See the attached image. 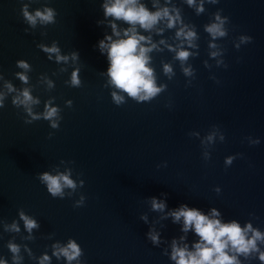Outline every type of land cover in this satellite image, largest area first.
I'll use <instances>...</instances> for the list:
<instances>
[{
	"label": "water",
	"instance_id": "95a60500",
	"mask_svg": "<svg viewBox=\"0 0 264 264\" xmlns=\"http://www.w3.org/2000/svg\"><path fill=\"white\" fill-rule=\"evenodd\" d=\"M140 2L156 10L154 0ZM103 3L0 0V261L40 264L46 254L45 264H176L172 241L193 250L199 240L168 215L181 204L205 215L215 208L223 223L251 224L264 234V0H157V7L178 9L182 23L168 28L165 19L156 25L161 33L137 26L158 45L149 66L163 87L147 101L109 83L107 54L98 47L112 34ZM25 6L31 14L52 9L54 22L32 26ZM220 21L226 35L213 38L206 26ZM185 25L196 34L191 45L176 37ZM53 44L67 61L41 47ZM167 45L187 50L188 59L181 63ZM21 60L28 69L18 66ZM26 88L39 101L29 106L38 119L13 104ZM46 105L57 108L56 127L43 118ZM45 172L68 175L75 188L53 196L38 178ZM153 196L165 202L163 211L152 209ZM21 212L38 227L29 232ZM70 240L80 249L76 259L53 255L54 245ZM256 244L259 251L247 256L228 253L239 264H264V241Z\"/></svg>",
	"mask_w": 264,
	"mask_h": 264
},
{
	"label": "clouds",
	"instance_id": "9594fccd",
	"mask_svg": "<svg viewBox=\"0 0 264 264\" xmlns=\"http://www.w3.org/2000/svg\"><path fill=\"white\" fill-rule=\"evenodd\" d=\"M189 5H193L195 0H187ZM104 9V16L111 17L109 24L112 34H106L105 37L99 40L98 47L100 52L107 54L108 68L107 74L109 83L114 85L116 89L127 93L129 97L135 98L138 101H147L162 91L163 86H157L154 70L149 66L151 53L154 49H158V45L152 41L151 35L145 36L138 31L137 26L145 31L155 30L157 33L163 32L162 28L156 27L158 23L166 19L167 27L173 28L180 20L179 10L173 8L170 12L167 6L157 7V0H154L153 7L155 11H150L144 3L140 0H104L102 5ZM202 5L197 8V11H202ZM54 11L52 9H45L43 12L37 10L35 14L27 11L24 8V17L29 24L35 26L37 20L42 24L54 22ZM219 20L220 18L217 17ZM116 21L125 22L128 27L119 29ZM223 21L220 23H213L206 26V31L212 35L213 38L223 37L226 35L223 30ZM187 26L179 28L176 31V37H183L191 45L195 38V32L185 31ZM113 36L116 39H113ZM165 41L161 40L160 44ZM214 47V45H212ZM43 50L49 54L55 53L57 61H67V56H61L59 49L53 44L52 47L41 46ZM169 50L176 51V59L181 63L185 62L190 53L183 49H173L171 45H167ZM77 53H72L73 58L77 57ZM213 56L217 53L213 52ZM51 58V56H49ZM18 66L28 69L29 65L21 60L17 62ZM165 74L172 73V67L169 64H164L163 68ZM184 73L190 74V69L184 68ZM19 79L27 83V76L24 73H17ZM50 83V82H49ZM72 85L78 86L80 81L76 71L72 74ZM9 91H13L12 85H6ZM113 100L119 104L123 101V96L117 92L112 93ZM3 103V93H0V105ZM39 101L34 99L26 88L13 99V104L24 105L29 114H32V104H37ZM34 119L39 118V114H32ZM43 118L52 120V126L56 127V122L52 118L57 115V108L45 106ZM212 139L211 136L208 137ZM227 163L231 162L229 158ZM42 182L48 186V191L53 195H63L62 188L64 186L75 188V183L66 174L51 175L47 172L42 173L38 177ZM151 207L156 211H163L166 204L163 200H158L155 196L151 197ZM173 218L174 222L183 220L182 231L188 232L190 229L195 232L199 240L193 244V250H189L188 245L178 246L176 240L172 241L171 259L176 264H239L234 255H229L228 250H234L237 253H242L247 256L250 252L259 251L256 241H264V234L258 230L252 229L251 224H247L243 229L235 220L223 223L218 217L220 213L213 208L210 215H205L199 209L188 207L187 204H181L179 208L174 209L168 213ZM20 218L24 221L25 228L31 232L35 227H38L36 221L24 215L22 212ZM12 230L18 231V226L13 223ZM252 232V236L248 237L247 233ZM149 236L155 243L159 236L157 233L150 232ZM184 239V237H181ZM10 250L16 254L19 252V247L15 244H9ZM53 255H63L68 261L76 259L80 255V249L75 241L70 240L65 247H57L54 245ZM16 260L18 257L13 256ZM50 258L44 255L40 259V264H45ZM259 259L264 261V252H260ZM0 264H5V261H0Z\"/></svg>",
	"mask_w": 264,
	"mask_h": 264
}]
</instances>
